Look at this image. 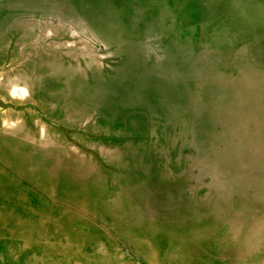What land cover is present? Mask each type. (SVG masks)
Masks as SVG:
<instances>
[{
  "label": "rangeland",
  "instance_id": "374dc122",
  "mask_svg": "<svg viewBox=\"0 0 264 264\" xmlns=\"http://www.w3.org/2000/svg\"><path fill=\"white\" fill-rule=\"evenodd\" d=\"M0 264H264V0H0Z\"/></svg>",
  "mask_w": 264,
  "mask_h": 264
},
{
  "label": "clouds",
  "instance_id": "9594fccd",
  "mask_svg": "<svg viewBox=\"0 0 264 264\" xmlns=\"http://www.w3.org/2000/svg\"><path fill=\"white\" fill-rule=\"evenodd\" d=\"M27 95V91L26 89L21 88L20 86H14V90L12 91V95L16 96V95ZM5 123H7V121H5Z\"/></svg>",
  "mask_w": 264,
  "mask_h": 264
}]
</instances>
